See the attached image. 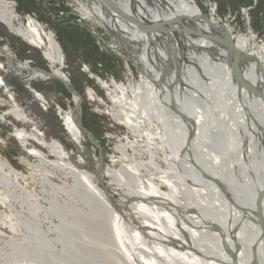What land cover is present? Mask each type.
I'll return each mask as SVG.
<instances>
[{
	"label": "bare ground",
	"instance_id": "bare-ground-1",
	"mask_svg": "<svg viewBox=\"0 0 264 264\" xmlns=\"http://www.w3.org/2000/svg\"><path fill=\"white\" fill-rule=\"evenodd\" d=\"M94 1L98 8L90 0L92 13L104 20L120 45L148 51L137 46L142 55L136 51V58L145 69L152 66L156 76L145 72L142 81L133 77L130 89L119 85L112 98L121 107L118 115L133 130L140 132L142 123L153 117L165 127L160 147L170 152L162 158L168 168L151 158L148 179L142 178L146 164L136 160L90 172L78 162L70 164L72 155L59 140L48 142L39 133L17 131L24 145L30 139L43 140L58 159L52 161L38 148L30 154L39 163L22 158L23 164L41 171L37 192L23 186L19 170L0 154V201L9 210L0 213V264H264V56L253 50L251 37L235 39L228 25L205 16L194 0ZM114 3L122 15L112 8ZM16 19L0 0V21L27 43L43 48L51 70L25 73L26 63L5 45L0 47L6 58V64L0 62V86H6L1 69L7 66L30 86L53 77L69 81L54 35L33 18L18 26ZM160 25L168 34L139 29ZM219 36H230L237 48L228 41L225 46ZM127 57L134 59L128 52ZM233 59L245 83L260 93L239 83ZM32 90L47 106L46 98ZM18 108L9 113L26 119ZM64 123L82 151L79 110L67 111ZM105 175L113 177L114 185L100 186L98 180ZM70 215L76 227L67 222Z\"/></svg>",
	"mask_w": 264,
	"mask_h": 264
},
{
	"label": "rangeland",
	"instance_id": "rangeland-1",
	"mask_svg": "<svg viewBox=\"0 0 264 264\" xmlns=\"http://www.w3.org/2000/svg\"><path fill=\"white\" fill-rule=\"evenodd\" d=\"M194 1L200 6L205 16L213 17L219 23L228 25L235 39L240 36L251 37L253 50L261 52L260 56H264L262 51L264 49V0ZM4 2L17 17L15 26L20 23L25 24L33 18L45 31L54 35L64 55L62 72L69 81L63 80L73 87L76 85L75 90L82 99V101L79 99L76 101L72 92L58 79H38L30 86L14 75L8 66L1 69L6 86H0V154L19 170V180L23 186L37 192L41 188L39 184L43 177L41 171L22 163L23 157L30 158L36 164L39 163L37 158L30 154L32 148L44 150L52 161L58 159L48 147L41 144L43 140L48 142L59 140L72 155V163L66 160L74 166L78 162L90 172L96 171L98 167H104L107 170H111L112 167V169H118L136 160L146 164L142 170V178L148 179L149 171L153 169L147 164L151 158L163 169L168 168L163 157L165 153L170 152L165 149L163 151L160 147V136L163 134L161 127L164 129L165 127L155 120L148 110L154 120L150 123L149 121L148 123L146 121V124L142 123L144 125L141 126L140 132L133 130L123 122L122 115H118L117 112L121 107L112 98L114 90L119 85L130 89L133 77L136 81H142L146 77L145 72L147 75L156 76L152 66L145 69L143 63L136 58V51L142 55L138 47L148 52L147 49L135 45L136 51H128L120 45L104 20L92 13L90 0H4ZM92 6L98 8L97 1L93 0ZM5 45L13 49L12 52L18 61L26 63L28 69H23L25 73H28L29 69L51 70L50 63L44 57L43 48L27 43L0 21V47ZM127 52L134 59H129ZM0 62L6 64V58L0 55ZM32 89L46 98L47 106L36 99ZM127 95L133 99L130 91ZM14 108H18L26 119L10 114L9 111ZM71 110H79L80 122L84 127L90 128L86 127L97 141L94 142L84 132L82 151L76 148L65 129L64 115ZM125 110L130 112L129 108ZM19 130L39 133V137L43 140L30 139V142L24 145L16 135ZM182 143L184 146L183 141ZM121 147L125 148L128 158L124 157ZM178 159L180 162V155ZM180 164L183 166L181 162ZM55 179L59 184L64 185V179L61 177ZM68 180L72 182L71 179ZM98 181L102 188L114 185L111 175H105L102 182ZM155 182L161 183L157 178ZM162 189L167 191L168 187L163 184ZM114 197L119 198L120 195L117 194ZM119 208L124 210L123 207L117 206V209ZM6 212L9 213L7 206L0 201V213L5 215ZM67 220L71 227H76L71 215L67 217ZM48 224L45 222V225ZM64 232L67 233V230ZM18 238L22 239V236L19 235ZM77 239H75L76 242H81L80 238Z\"/></svg>",
	"mask_w": 264,
	"mask_h": 264
},
{
	"label": "water",
	"instance_id": "water-1",
	"mask_svg": "<svg viewBox=\"0 0 264 264\" xmlns=\"http://www.w3.org/2000/svg\"><path fill=\"white\" fill-rule=\"evenodd\" d=\"M108 2V0H107ZM113 2V1H112ZM112 2H110V4H113ZM114 10H116V12L119 14V15H122V10L119 8V6L117 4L114 3L113 7H112ZM139 29L143 32H153V31H161L165 34H168V30L165 29L162 25H160L158 28L156 29H146V28H143V27H139ZM221 43H223L225 46L227 45L226 44V41L230 42L232 47H236V44L234 43L233 41V38H231L230 36H219V37H216ZM229 49L230 52H232V49L230 47H227ZM238 62L236 59H233V65H232V71L234 72L236 78L238 79L239 83L244 86L247 90L253 92V93H260L259 90L255 87H252V86H249L248 84L245 83L244 79L239 75L238 73ZM54 79H58L60 81H62L60 78H57V77H53ZM65 86L68 88V90L70 92H72V94L74 96H78L80 98V100L82 101L81 99V95L76 91V90H72L70 89L68 86H67V83L62 81ZM264 96V95H263ZM80 107H81V104H80ZM80 127L83 129V131L85 132L86 135H88L94 142H97L94 135L86 128L82 125V123L80 122ZM102 182V179L100 180Z\"/></svg>",
	"mask_w": 264,
	"mask_h": 264
},
{
	"label": "trees",
	"instance_id": "trees-1",
	"mask_svg": "<svg viewBox=\"0 0 264 264\" xmlns=\"http://www.w3.org/2000/svg\"><path fill=\"white\" fill-rule=\"evenodd\" d=\"M82 35H83V34H82ZM75 87H76V85H75ZM75 87H74V88H75ZM75 89H77V88H75ZM86 127H87L88 129H90L88 126H86Z\"/></svg>",
	"mask_w": 264,
	"mask_h": 264
}]
</instances>
